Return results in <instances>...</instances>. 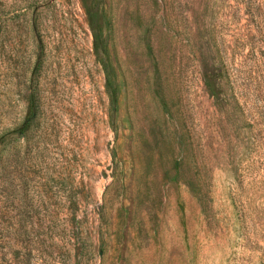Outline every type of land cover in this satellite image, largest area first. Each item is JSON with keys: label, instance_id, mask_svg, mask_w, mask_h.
I'll return each mask as SVG.
<instances>
[{"label": "rangeland", "instance_id": "1", "mask_svg": "<svg viewBox=\"0 0 264 264\" xmlns=\"http://www.w3.org/2000/svg\"><path fill=\"white\" fill-rule=\"evenodd\" d=\"M0 264H264V0H0Z\"/></svg>", "mask_w": 264, "mask_h": 264}]
</instances>
